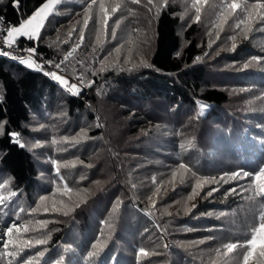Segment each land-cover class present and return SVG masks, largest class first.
I'll return each instance as SVG.
<instances>
[{"label":"trees","instance_id":"1","mask_svg":"<svg viewBox=\"0 0 264 264\" xmlns=\"http://www.w3.org/2000/svg\"><path fill=\"white\" fill-rule=\"evenodd\" d=\"M185 1L186 6L192 5L190 0ZM46 2L47 0H6L5 2L0 0V14L15 26H19L22 20L31 17ZM229 2L231 0H207L205 4H211L215 10L203 29L206 34L203 39L199 32L200 23L196 22L195 18L188 23L184 31L180 30L183 15H180V9L184 8V5L169 4L164 8L155 9L156 14H153L155 42L150 68L134 72H109L88 79L93 83L90 89L94 101L98 103L106 101L100 105L101 109L104 106L106 114L96 115L89 102L80 96L68 94L42 73L0 58V196L6 197L5 202L0 204V233L6 232L7 227L12 223L24 224L30 229L27 233L22 231L21 235L24 239L45 237L47 239L46 244L25 248L15 260L3 255V242L0 241V264H9V261L11 264H19L20 261L35 256L45 249V256L39 258V264L45 262L57 264L61 257L64 258L62 264H159L161 261L162 264H189L184 243L196 242L191 233L194 227L200 226H204V229L218 228L219 231L231 232V234L239 231L242 240L231 238L219 242L217 247L221 250L216 249L220 250L218 252L220 255L224 254L222 249L225 244L246 242L242 233L250 229L252 235L254 226L250 225L244 214L250 213L251 210L264 213V195H256L253 189L249 188L252 177H242L240 180L229 177L232 173L240 171L255 173L259 168L264 167V20L255 21L251 24L250 30L244 32L232 27L236 22V16H233L223 24V30L220 31L216 27L218 18L223 5ZM237 2L242 3L243 0ZM255 2L256 0H248V3ZM14 3H18L19 7H14ZM192 9L195 17V9ZM53 27L45 29V36L56 35L57 30ZM217 31H219L218 37ZM214 35L216 37L210 48L209 43L212 41L210 38ZM232 37L235 39L233 40ZM236 40L238 44L233 43ZM16 41L22 47L35 48L43 61L60 63L64 60V56H58V48L55 49V45L50 46L42 40L35 42L26 37H19ZM226 41L228 43L225 44L230 45V42L235 44V48L220 58L238 69L237 72H230L231 74L242 75H235L234 78L240 76V80L228 88H223L207 79L208 67L203 60L217 56L222 50L221 45ZM68 44L65 52L72 50L71 42ZM197 57L200 59L197 60ZM253 57L259 59L253 60ZM80 59L83 60L82 57ZM63 64L61 67L64 66ZM245 64H248L247 68L244 67ZM93 66L96 67V63ZM230 88L246 93L245 99L248 105L236 109L240 111L227 109L232 101ZM58 98L64 99L69 119L86 116L96 125V118L99 117L106 127L107 148L103 151L106 145L100 146L102 158L93 161L90 170L92 172L98 170L99 164L104 163L103 173L108 175V181L111 182L109 187L115 189V186H121L122 191L118 198L123 202L119 216L115 217L114 231L106 245H101L104 242L103 232L91 239L84 236L87 230L86 223L88 226L91 223L85 212L83 219L79 220L77 217L70 219L72 226L69 231L73 233L71 238L68 236L71 234L67 232V226L66 228L58 226L60 222H64V219L57 218L49 209L54 195L63 190L64 184L68 186V181L65 179L66 170L60 167L58 176L52 161L60 164L79 152V147L63 149L65 143L59 142L65 137L66 131L62 129L58 131L53 126L51 118V111ZM134 98L141 103L164 99L170 104H177L174 106L175 110L180 111L181 114L173 117V123H165L158 115L153 116L154 113L140 120L133 116V120L127 123L136 125L138 127L136 131L131 130L127 132L128 134L117 132L113 129V124L121 121L118 119L120 115L118 113L113 119L112 111L114 108L120 109L121 105L129 104ZM197 102L208 105L204 115L198 118ZM39 111L41 114L37 117ZM35 117L39 119L37 124L41 125L40 130L30 127ZM210 120L216 121L220 127L218 126L210 135L206 132L205 136L198 139L196 128L199 129L201 124L200 129H205L206 122ZM170 125L173 126V131L170 134L163 133L164 130L171 131ZM95 127L96 129L91 131L92 137L100 139L102 145L103 132ZM9 133H19V139L24 147L11 142ZM116 134H118L117 139ZM28 139L33 140L32 144ZM53 140L56 142L53 143ZM38 142L42 146L37 147ZM133 144H137L136 149L140 150L139 157L145 156L140 164L133 163L134 166L125 160V157L128 159L127 157L131 155ZM91 150L93 148L88 147L87 155L92 154ZM126 152H130V155H126ZM159 157L162 161L165 158L168 160L163 161L154 168L155 170L151 169L147 172L146 164L156 165L153 163L155 159H160ZM142 163L145 164L142 166L145 169L137 168L138 171H134ZM181 164L185 165L186 170L180 168ZM226 165L232 168L227 170ZM75 172L80 171L76 169ZM173 173L176 174L175 179ZM60 176L63 177V181L59 179ZM213 179L215 182L202 183L203 188L198 191L195 200L190 201L191 208L199 210V213H215L213 219L201 218L199 222L193 219L194 216H191L192 219L180 217L178 223L179 220L172 216L166 217L160 214L156 216L155 210H151L154 209L151 205L153 199L167 202L165 199L168 195L173 193L174 197L182 189H186L188 190L186 194L178 195L177 198L189 200L188 197L198 180L213 181ZM105 188L107 186L101 190V193L106 195L109 191ZM232 189L236 191L233 192ZM11 192H15L16 195L10 196ZM209 192L212 193L210 196ZM45 195L49 199L41 202L39 198ZM205 199H218V202L207 210ZM38 204L39 209L33 212L32 209H36ZM134 204L137 209L139 207L138 212L150 215L154 222L158 221L160 229L169 241L168 248L164 245L157 249L149 246L148 238L142 234L144 228L145 231L153 229L154 236L159 241H161L160 235L156 232L154 224L151 221L147 222L146 217L141 218L139 228L132 223L126 211H129ZM45 208L49 210L45 211ZM40 220L48 221L43 229L37 223ZM73 223H78V228ZM102 224L106 225L107 222L101 219V226ZM173 224L178 227L172 228ZM109 227L110 224L107 228ZM78 229L83 233L82 238L85 237V240H78L75 237L78 235ZM4 239H7V236ZM98 239L100 245L94 250L92 245ZM109 247L112 253L106 250ZM141 249L145 250L147 255L141 254ZM89 251H95L96 255L88 257ZM100 251L103 254L99 253Z\"/></svg>","mask_w":264,"mask_h":264},{"label":"rangeland","instance_id":"2","mask_svg":"<svg viewBox=\"0 0 264 264\" xmlns=\"http://www.w3.org/2000/svg\"><path fill=\"white\" fill-rule=\"evenodd\" d=\"M1 1L5 2L6 0ZM190 1L191 3H193V0ZM100 2L101 0H97V3L93 5L92 9L90 10L91 18L89 19L88 25L85 28L83 25V21L86 15L85 10L87 9L88 4L91 3V0H60V2L53 8L52 13L47 17L44 26L39 33V39L34 40L35 42H40V40H42L43 43L49 44L50 46L55 45L54 48H58V56L62 57L67 55V53L69 52V50L65 52V47L69 45L68 43L71 42L70 45H72L73 47L75 42L78 41L79 33L83 28V42L76 49L73 56L69 57L68 61L64 62V66L61 68L63 69V76L68 80V83L77 84V89L73 90V94L80 96L83 100L89 102L94 108L96 115H100V113L106 114V109L104 108V106L102 107V109L100 107V105L102 103H105L106 101H100V103L94 101L92 91L90 89V86L93 83L88 79L94 77L95 75L108 74L109 72H134L150 68V60L152 57L155 42L153 21V14H156L155 9L164 8L169 4L178 6H180L179 4L184 5L185 7L180 9L182 11H180V15L183 14L180 25L181 31H184L188 27V23L195 18L193 17L194 13L192 11V7L186 6L185 0H152L151 5H148V0H140L139 4H133L131 0H103L106 7L109 9L111 18L108 20L107 35L102 37L101 44H97V29L100 27L97 23V14L99 11L98 5ZM115 4H120L121 7L115 14H111L110 9ZM199 7H201V19L199 21L201 28L199 29V32L202 37L201 39H203L204 36H206L205 30L203 31V29H205L206 23L209 22L212 18L215 9L211 4L205 3H202V5H199ZM149 8H151L152 11H149ZM118 19L121 20V23L119 27H116L115 29V37H112L111 31L115 26V21ZM52 27L54 28V30H57L56 35L53 36L51 34H47L45 36V29ZM69 33H71V36H69ZM216 35H214L210 39L214 41ZM225 43H228V41L224 42L221 45L222 50L218 52L217 56L204 58L203 62H205L206 66L208 67L207 79L210 82H213L214 85L228 88L230 85L235 84L237 80H240V76H237V79L234 78V76L242 74H231L230 72H237L238 69L232 66L230 63L226 62L224 59L220 58L221 56H224L223 54H229L228 52L233 50V43L238 44V41L236 40L233 43L230 42V45ZM116 49H119V51H116ZM80 57H82L83 60L80 59ZM95 63L96 67L93 66V64ZM102 67L103 70H101ZM89 73L90 75H88ZM80 77L83 78L82 81L79 79ZM58 86L63 89L60 85ZM229 91L232 96V101L231 104L228 105V110L236 112L240 111L236 110L238 109V107L242 109L246 106V104L248 105V102L245 99V92H239L237 90H232L231 88ZM175 105L177 104H170L164 99H154L149 103H141L140 100L134 98L129 104L119 106L120 109H113L112 118L114 119L115 116L117 117L119 113L120 117L118 119L121 120L119 122L118 120H116V122L118 123H116L115 125L113 124V129H116L117 132L121 131L123 134H128L127 132L131 130L132 132L134 130L136 131L138 127H136V125L133 126L132 124L127 123V121L131 122V120H133V116L135 119L140 120L141 118L148 116V114L153 113L155 114L153 116L156 117V115H158L162 120L165 121V123H173V117L181 114L180 111L175 110ZM51 112L53 126L56 127L58 131L61 129L65 130V137H78L80 142L73 146L71 143L64 142L65 137L59 141L65 143L63 149H72L73 147H79V152H76L77 154H74V157H68L60 163L61 169L66 170L65 179L68 181V187L73 190L70 194L71 199H69L68 196H62V191H59V193L55 194L53 199L51 200L49 209L52 213H54V216H57V218L59 219H64V222H60L58 226L62 228H66L67 226L66 230L69 234H71L67 235L71 238H73V233H70L69 231V228L72 226L70 225V219H73L74 217H77V219L79 220L83 219V214L85 212L89 217V220H91V223L89 226L88 223H86V226L84 225L85 228L87 227L84 236L87 239H91L99 235L100 232H103L104 242L101 243V245H106L109 236L111 237L114 231L113 224L115 221V217L119 216V210L123 208V202L120 198H118L122 190L121 186H115V189L109 187L111 182L108 181V175L103 173L104 163L102 164L101 162L97 167L98 170H94L93 172L90 170V167H88V165H91L97 158H102V153L99 149L100 146L102 147L106 145V147L102 149L103 151H105L107 148L108 141L105 140L106 127L101 122L99 117L96 118V125L95 122L89 121L86 116H81L79 119L78 117L69 119L67 117V108L63 98L57 99ZM40 114V111L37 112V117ZM37 117L33 119L32 125L30 124V127L34 130H40L41 126L37 124V122L39 121ZM237 119L241 118L237 117ZM231 122L234 125L233 121ZM95 126H97L103 132L104 141H102V145H100V139L92 137L93 135L91 131L93 132L96 129ZM218 126L220 127V125L214 120L207 121L206 126L204 127L205 129H200L202 128V125L200 124V128H196V136L198 137V139H201V136H205L206 132L207 135H210L212 131L217 130ZM172 131L173 126H171V131L164 130L163 133L170 134V132ZM200 131L202 132L201 134ZM115 137L117 139L118 134H116ZM28 141L30 144H32L33 140L28 139ZM136 146L137 144H133L132 149H129L132 156L130 155V152H126V155L130 156L127 157L128 159H126L125 157V160L132 163V165L133 163H135L136 165L137 163L140 164L145 157H139L140 150H138V148L136 149ZM147 146L150 145L147 144ZM88 147L93 148V150H91L92 154L90 155H87L86 153ZM163 148L168 150V148L166 147ZM166 160H168V158H165V160L163 161ZM75 161H80L82 163L77 162L75 163L74 167L70 165L67 167L63 166L66 162ZM163 161L161 160V158L155 159L153 164L156 165H150L146 162V165L148 166L146 169L147 172H149L151 169L155 170L154 168H156L158 165H161ZM144 165V163H142V165H138L134 171H138L137 168L139 170L141 168V170H144L145 168L142 167ZM225 168L227 170H230L232 167L226 165ZM76 169H79L80 172L76 173ZM243 170L245 169L243 168ZM241 178H238L237 180H240ZM106 186L107 188L105 189H108L109 192L105 195L101 193V190ZM203 186L204 185H202V187H200L197 191L202 189ZM165 189H167V187ZM182 191H180L177 195L174 191V197L172 196L173 193L172 195H168V198L165 199L167 200V202H164L160 199L154 201L153 199V201H151V205L154 207V209L151 210H155L154 214L156 216H158V214L166 217L172 216L174 217V219L179 220L178 223L180 222V217L182 219H192L191 216H194L193 219L195 218L198 221L201 218H214L215 213H199V210L191 208L190 203L194 201L195 198L193 200H187L182 197L177 198L178 195L186 194L188 190L182 189ZM216 202H218V199H205L204 203L207 204L205 206V209L209 210L212 204H216ZM77 203L79 204L78 207L75 206ZM134 205L130 207L129 211H126L128 218H130L133 222L130 221V219L129 221L132 222L137 228H139V226H141V218L146 217L147 222L151 221L154 224V228H156V232L160 235L161 238V241H159L154 236L155 233L153 229L145 231L146 228H144L142 234L146 238H148L149 246L157 249L162 248L161 245H164L165 248H168L170 245L169 241L160 229L158 221L154 222L150 215L138 212V210H140L139 207L137 209L136 204ZM186 209H190V211ZM66 210L68 211V215H64V212ZM85 210H87V212ZM244 216L247 217V221L250 222V225L256 227L261 222V217L264 216V213L262 211L256 213L255 211L251 210L250 213H246L244 214ZM101 219H104V221L107 222L106 225L102 224L103 227L101 226ZM73 224L78 228V223ZM108 224H110L109 229L107 228ZM176 226L177 225L173 224L172 228ZM194 228L195 229H193V233H191V236H193V239H195L196 242L190 241L184 243L186 247V256L190 262L189 264H242V257L245 249L238 247L232 253L225 254L226 250L223 247L222 250H224V254L220 255L218 252L221 249L217 247L219 242H223L226 239L232 238V240H242L241 234H239L238 230L234 234H231V232L225 233L224 231H219L218 228L204 229V226ZM218 233H221V235H219ZM250 233V229L242 233L244 241H247L249 239L251 235ZM77 234L78 235H75V237L78 240L86 239L85 237L82 238L83 233H80L79 229ZM148 234H150V236H147ZM102 248L104 249V247ZM216 248L220 250L217 251ZM106 250L112 253L110 247ZM99 253L103 254V252L101 251ZM253 261L255 264V257L253 258ZM175 262L177 263L176 259ZM160 263L162 264L163 261H161Z\"/></svg>","mask_w":264,"mask_h":264},{"label":"snow or ice","instance_id":"3","mask_svg":"<svg viewBox=\"0 0 264 264\" xmlns=\"http://www.w3.org/2000/svg\"><path fill=\"white\" fill-rule=\"evenodd\" d=\"M60 2V0H47L45 4H43L42 7L37 9L31 17H29L26 20H22L19 26H13L7 30L6 36L4 37V45L11 48L15 43L16 40L19 37H26L29 40H38L39 39V33L42 30L44 23L47 19V17L52 13L53 8ZM133 4H139L140 0H131ZM207 0H193L192 8L195 9V21L199 22L201 19V5L202 3H206ZM97 3V0H91V3L88 4L86 11V15L83 21V25L86 28L88 25V21L91 18L90 16V10L92 9L93 5ZM152 4V0H148V5ZM14 7H19L18 3H14ZM121 5L115 4L111 7L110 12L111 14H115L119 9ZM99 11L97 14V23L100 26L97 29V44L102 43V37L107 35L108 32V20L111 18L109 9L106 7L103 0L98 5ZM149 11L152 9L149 8ZM239 10V12H238ZM236 16V22L232 27L235 29H241V31H248L250 30V26L252 23H254L257 20H264V0H256L255 3H248V0H243L242 3L237 2V0H231V2L226 3L223 5V10L221 11V14L218 18V23L216 25L217 28H219L220 31L223 30V24L227 23L228 19L230 17ZM121 23V20L115 21V26L112 28L111 35L112 37H115L116 35V27H119ZM243 26V28H242ZM69 36H71V33H69ZM219 36V32H217V37ZM84 37V30L81 29L79 33V39L75 42L74 46L72 47V50L67 53V55L64 56V60L60 63H54L53 61H48L47 63L50 65H53L55 69L60 70L62 64L65 61H68L69 57H72L75 53L76 49L80 46V44L83 42ZM234 40L235 37H232ZM212 43L214 41H210L209 47L211 48ZM233 48H235V44H233ZM29 56L35 54L36 49L35 48H29L25 50ZM116 51H119V49H116ZM0 55L4 56H10L12 59H17L15 55H12L11 53L7 51H0ZM207 55V53L205 54ZM197 60L200 59V57L196 58ZM253 60H258V57H253ZM19 63L25 65L28 68H32L35 64V61L29 62L28 60L24 58L19 59ZM245 68L248 67V64L244 65ZM40 69V66L37 65V70ZM103 70V67L101 68ZM45 75L51 76L52 79L57 80L60 82V84L64 85L69 92H73V90L77 89V84H69L68 80L64 79L61 74H58L57 71H51V72H45ZM82 81V77L79 78ZM199 111L197 113V118L200 116H203L206 109L208 108V105L200 104L199 102ZM9 136L11 138V142L17 143L20 147H24V144L21 143L19 139V133H9ZM56 141L53 140V143ZM64 142L71 143L73 146L80 142L78 137H72L64 138ZM37 147L42 146L39 142L36 145ZM183 147V145H181ZM75 162H66L63 166H75ZM53 165L55 166V171L57 175L59 176L60 173V167L61 165L57 161H52ZM82 163V162H80ZM88 167H91V165H88ZM181 169H185V165H180ZM227 175V174H226ZM176 174L173 173V179H175ZM241 177H252L251 182L249 184V188L253 189L256 195H264V167L259 168L255 173H249V172H235L232 173L229 179H238ZM83 178V177H82ZM59 179L63 181V177L60 176ZM223 179V177H222ZM181 182H183V179L181 178ZM204 182H215L213 181H200L198 180L195 187L193 188L192 194L189 195L188 199H193L196 195H198V189L202 187V183ZM247 190V189H245ZM72 189L68 188L66 184L63 186V190L61 192L62 196H68L69 199H71V193ZM159 191V189H157ZM215 191V189H213ZM231 191H236V189H232ZM212 193L209 192L208 195L210 196ZM15 192H11L10 196H15ZM6 197L0 196V204H3L5 202ZM41 202L47 201L49 197L47 195L41 196L40 198ZM76 207L79 206L77 203L75 205ZM40 205H37L36 209H32L33 212H35L37 209H39ZM195 207V205H193ZM49 209L45 208V211H48ZM55 210V209H52ZM190 211V209H186ZM21 212L23 209L20 210ZM64 215H68V211L66 210L64 212ZM19 218V217H18ZM40 228L43 229L46 227L48 221L47 220H40L37 221ZM30 229L25 226L24 224L17 225L16 223H12L11 226L7 227L6 232L0 233V241L3 242V248L4 256L12 257V260H15L16 257L19 255L20 252H22L25 248H32L36 245H43L47 243V239L45 238H28L24 239L21 235L22 231L23 233H27ZM7 236V239H4V237ZM100 240L98 239L93 245L92 248L95 250L99 247ZM224 249L226 250V253H232L235 249L242 248L245 249L243 257H242V264H254L253 258H256L255 264H264V216L261 217V222L257 227H254L252 230L251 238L248 239L246 242H235V243H227L224 246ZM45 250L39 251L35 256L28 257L22 261L19 262V264H39V258H43L45 256ZM140 253L143 255H147V252L145 250L141 249ZM96 255L95 251H89L87 253L88 257H93ZM63 257L60 258V261L57 262V264H62ZM9 264H11V261H9ZM45 264H48V262H45Z\"/></svg>","mask_w":264,"mask_h":264},{"label":"built area","instance_id":"4","mask_svg":"<svg viewBox=\"0 0 264 264\" xmlns=\"http://www.w3.org/2000/svg\"><path fill=\"white\" fill-rule=\"evenodd\" d=\"M13 26H15L13 22L9 21L5 16L0 14V51H7V52L11 53L12 55H15L17 57V59H12V58H10V56H4V55H0V58L1 59L2 58L8 59V60L14 61L16 63H19L20 58H24V59L28 60L29 62L35 61V64L33 65V67L31 69L42 73L48 79H50V80L54 81L55 83H57L58 85H60L65 91L74 95L73 92H69L64 85L60 84L59 81L54 80L51 78V76L44 74L45 72L57 71L58 74H61L63 76V69L62 68L60 70L55 69L53 65H50L46 61H43L42 56L39 55L37 52H35V54L29 56V54L25 51L26 49H29V48L20 46L17 43V41L11 48L4 45V37L6 36L7 30ZM19 64H21V63H19ZM37 65L40 66L39 70H37ZM63 78L66 79L64 76H63Z\"/></svg>","mask_w":264,"mask_h":264}]
</instances>
